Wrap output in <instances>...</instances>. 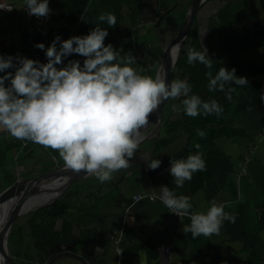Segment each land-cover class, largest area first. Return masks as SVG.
<instances>
[{"label":"crops","instance_id":"obj_1","mask_svg":"<svg viewBox=\"0 0 264 264\" xmlns=\"http://www.w3.org/2000/svg\"><path fill=\"white\" fill-rule=\"evenodd\" d=\"M5 1L16 9L0 11V53L30 58L21 2ZM187 1L50 0L51 25L58 30L55 35L67 39L87 34L101 12L114 13L117 25L109 29L105 43H113L121 55L132 51L138 58L133 66L154 75L162 54L160 42L169 28L161 24L169 22L172 8ZM191 29L186 50L202 51V43L214 61L213 75L221 66L235 67L236 75L246 76L250 84L237 87L229 101L224 92L208 91L209 69L199 62L191 64L199 73L191 79V94L205 101L216 99L224 109L219 117H188L180 100L169 99L162 123H151L144 131L145 139L130 168L105 183L85 174L69 185L64 202L53 210L54 214L67 211L55 227L69 242L76 239L74 251H66L88 264H264V0H204ZM197 130L205 136L201 138ZM197 143L206 170L176 188L168 172L169 160L195 154ZM142 158L161 159L162 164L152 171ZM61 163L54 150L0 131V189L18 177L39 175ZM161 185L190 196L193 211H206L214 198L230 201L225 211L235 215L236 222L225 221L219 236L194 239L183 231L190 219L171 214L159 199L143 197L133 202L138 193L159 195ZM117 249L123 251L121 256ZM71 259L72 264H83Z\"/></svg>","mask_w":264,"mask_h":264},{"label":"clouds","instance_id":"obj_2","mask_svg":"<svg viewBox=\"0 0 264 264\" xmlns=\"http://www.w3.org/2000/svg\"><path fill=\"white\" fill-rule=\"evenodd\" d=\"M24 2L27 15L38 20L49 18L53 12L50 0ZM102 23L108 27H101ZM116 25L114 13L101 12L87 34L67 39L57 34L47 46L36 43L34 47L44 52L45 62L19 53H0V131L54 150L65 169L83 171L100 183L111 181L114 174L131 167L145 139L143 130L163 102L180 100L184 114L192 118L219 117L224 111L216 99L205 101L191 94L187 79L169 82L163 71L147 75L134 67L138 58L132 51L121 55L113 43H105L109 29ZM201 46L202 51L192 47L186 50L187 62H199L209 69L208 91L224 92L231 101L237 87L249 86L250 81L246 76L238 77L235 67L229 70L221 66L213 75L214 61L208 49ZM181 47L180 42L172 46L173 61ZM226 85L231 86L226 89ZM197 134L205 136L202 130ZM194 147L198 150L195 154L169 160L168 172L176 188L184 187L195 173L206 170L200 144ZM142 159L152 171L162 164L161 159ZM238 196L244 198L242 193ZM151 198L159 199L178 218L188 217L190 224L184 225L183 231L190 232L194 239L219 236L225 221L236 222V216L225 211L230 201L214 198L206 211H193L192 198L178 195L167 185H161L159 195L152 194ZM122 254L117 249V256Z\"/></svg>","mask_w":264,"mask_h":264},{"label":"water","instance_id":"obj_3","mask_svg":"<svg viewBox=\"0 0 264 264\" xmlns=\"http://www.w3.org/2000/svg\"><path fill=\"white\" fill-rule=\"evenodd\" d=\"M203 1L204 0L190 1L181 26L162 51L157 70L165 72L169 82L171 81L173 66L177 60L173 61L170 54L172 46L178 42L183 46L185 38L188 36L192 27L199 5ZM168 11H170V9L166 10L159 17L158 22ZM166 102L167 101L163 102L158 110L150 116L149 125L151 123H156L157 126L160 124L163 107ZM146 129L147 128L143 131ZM83 175H85L83 171L76 173L67 170L64 168L63 163H61L39 175L32 177H18L10 185L0 191V214H4L5 217L0 225V264H16L9 253L7 244L8 234L15 219L26 212L54 201L56 197L62 194L74 180ZM58 180H61L60 183L57 182ZM43 191H47L48 198H45L47 200L44 201H38L41 198L40 194ZM64 256H72L80 260L83 264H88V262L80 255L71 252L59 253L52 257L46 264H54L59 258Z\"/></svg>","mask_w":264,"mask_h":264},{"label":"trees","instance_id":"obj_4","mask_svg":"<svg viewBox=\"0 0 264 264\" xmlns=\"http://www.w3.org/2000/svg\"><path fill=\"white\" fill-rule=\"evenodd\" d=\"M190 4V1L178 4L172 8L171 11L177 12L174 18L169 17L168 27L175 26L172 31V37L175 32L178 31L181 26L185 12ZM168 6H166L167 8ZM170 11V13H171ZM169 13V14H170ZM192 34L190 33L185 38L183 46L181 47L179 56L173 66L171 81L175 79H187L189 84L192 86L191 79L199 75L195 73V67L191 66L187 62L186 48ZM200 89H205L201 84H198ZM196 90L193 86V92ZM162 123V120H161ZM5 188V187H3ZM1 188L0 191L3 189ZM70 190H66L59 195L54 201L38 207L25 214L22 222L17 218L9 231L8 234V247L9 253L12 258L19 264V254L21 249L20 240H25V246L23 253L26 256L29 264H46L55 255L67 252V249L74 251L76 245V239L68 241L65 237V233L55 227L56 220L60 217L66 216L65 213L54 214L53 210L61 203L64 202V197L69 193ZM68 208V207H67ZM33 220V221H31ZM58 264H72L73 260L69 256H64L58 259Z\"/></svg>","mask_w":264,"mask_h":264},{"label":"built area","instance_id":"obj_5","mask_svg":"<svg viewBox=\"0 0 264 264\" xmlns=\"http://www.w3.org/2000/svg\"><path fill=\"white\" fill-rule=\"evenodd\" d=\"M20 2L23 11V19L25 21V44L30 51V58L39 59L41 62H45L44 52L35 48L34 45L36 43H44L47 46L51 41V37H53L57 33L58 30L51 25L52 14L47 19L42 18L38 20L35 17L28 16L26 13L24 0H20ZM14 9H16L14 3L0 0V11H11ZM262 129L264 131V125L262 126ZM151 196L152 195H141L138 193L137 195L133 196V202L143 197H147L148 199L153 200Z\"/></svg>","mask_w":264,"mask_h":264},{"label":"rangeland","instance_id":"obj_6","mask_svg":"<svg viewBox=\"0 0 264 264\" xmlns=\"http://www.w3.org/2000/svg\"><path fill=\"white\" fill-rule=\"evenodd\" d=\"M172 10V9H171ZM170 13V12H169ZM174 16H176V12L173 10V11H171V13L169 14V17H172V18H174ZM168 17V18H169ZM166 24H168V22H162V24H161V27H164V28H166L165 27V25ZM175 29V26H170L169 28H168V30L167 31H164V35H163V39L161 40V42H160V46H162V51H163V49H164V47L167 45V43L171 40V38H172V31ZM174 32V31H173ZM176 33V32H175ZM154 54H155V52H154ZM44 200H47V199H42L41 201H44ZM39 201V200H38ZM26 214V213H25ZM24 214V215H25ZM24 215H21V216H18L17 218L19 219V221L20 222H22L23 221V219H24ZM16 218V219H17ZM20 243H22L21 244V249H19L20 250V254H19V259H20V263L19 264H29L28 263V260H27V258H26V256L24 255V253H23V248H24V246H25V240L23 239V240H20ZM8 244V243H7ZM8 250H9V247H8ZM13 259V261L16 263V264H18L15 260H14V258H12Z\"/></svg>","mask_w":264,"mask_h":264},{"label":"bare ground","instance_id":"obj_7","mask_svg":"<svg viewBox=\"0 0 264 264\" xmlns=\"http://www.w3.org/2000/svg\"><path fill=\"white\" fill-rule=\"evenodd\" d=\"M170 54H171V53H170ZM171 56H172V55H171ZM60 181H61V180H58L57 182L60 183ZM57 182H56V183H57ZM44 196H47V191H43V192L40 194V197H41V198L39 199V201H41V200L44 199V198H48V196H47V197H44ZM37 202H38V201H37ZM37 202H36V203H37ZM4 218H5V217H4V214H0V225L2 224Z\"/></svg>","mask_w":264,"mask_h":264}]
</instances>
